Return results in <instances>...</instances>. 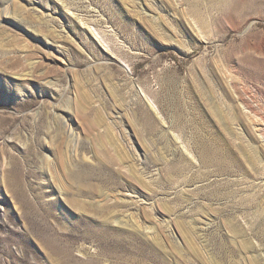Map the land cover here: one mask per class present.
I'll return each mask as SVG.
<instances>
[{"label":"rangeland","instance_id":"374dc122","mask_svg":"<svg viewBox=\"0 0 264 264\" xmlns=\"http://www.w3.org/2000/svg\"><path fill=\"white\" fill-rule=\"evenodd\" d=\"M0 264H264V0H0Z\"/></svg>","mask_w":264,"mask_h":264}]
</instances>
